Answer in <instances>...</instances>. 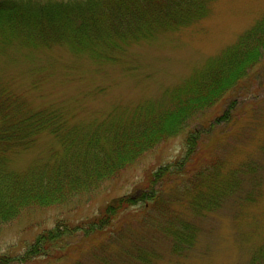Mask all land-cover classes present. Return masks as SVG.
<instances>
[{
  "label": "rangeland",
  "instance_id": "obj_1",
  "mask_svg": "<svg viewBox=\"0 0 264 264\" xmlns=\"http://www.w3.org/2000/svg\"><path fill=\"white\" fill-rule=\"evenodd\" d=\"M201 2L203 13L188 24L134 36L122 50L104 58L100 53L76 54L58 44L34 49L12 46L0 53V81L35 108L61 109L73 124L100 120L115 108L158 100L165 91L187 83L264 18V0ZM263 144L264 49L222 102L192 119L182 134L153 146L95 193L77 195L63 206L26 209L1 223L0 264H128L136 247L147 252L150 264H252L254 252L264 245ZM53 152L60 153L58 142L41 134L28 149L6 156L13 170L22 171ZM182 159L183 174L162 177L155 189L159 196H172L173 212L198 230L192 248L173 253L167 238L144 228L145 198L114 215L105 231L82 233L99 221L108 204L130 196L137 202L134 196L146 188L151 173ZM216 163L223 171L242 163L257 169L250 171L252 178L242 183L237 195L214 210L199 208L201 196L182 198L174 190L191 173ZM59 221L80 232L70 236L63 251L53 250L48 256L38 249L28 256V246Z\"/></svg>",
  "mask_w": 264,
  "mask_h": 264
},
{
  "label": "trees",
  "instance_id": "obj_2",
  "mask_svg": "<svg viewBox=\"0 0 264 264\" xmlns=\"http://www.w3.org/2000/svg\"><path fill=\"white\" fill-rule=\"evenodd\" d=\"M202 13L201 0H0V53L12 46L34 49L58 44L76 54L95 57L100 53L103 57L122 50L134 36H148L160 27L186 25ZM263 49L264 18L217 58L210 59L187 83L165 91L160 99L131 109L115 108L100 120L79 124L71 123L59 108L27 104L0 81V224L26 209L63 206L77 195L95 193L153 146L182 134L192 119L222 102L257 64ZM41 134L53 136L60 153L53 152L22 171L13 170L6 154L28 149ZM184 161L151 173L146 188L134 196L137 202L131 196L115 199L104 208L99 221L82 233L105 231L114 215L145 198L144 228L167 238L173 253L192 248L198 230L173 212L172 196H159L155 189L162 177L182 173ZM256 169L242 163L223 171L216 163L191 173L174 190L182 198L197 194L203 199L201 210H214L237 195L242 183L252 178L250 171ZM79 232V228L59 221L36 237L27 255L38 249L48 256L53 250L63 251L70 236ZM57 237L63 241L56 242ZM146 253L136 247L128 264H150ZM251 260L252 264H264V245Z\"/></svg>",
  "mask_w": 264,
  "mask_h": 264
}]
</instances>
